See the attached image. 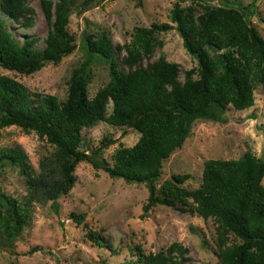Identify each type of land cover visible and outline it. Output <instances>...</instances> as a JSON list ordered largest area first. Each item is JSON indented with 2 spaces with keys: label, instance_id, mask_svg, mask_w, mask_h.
I'll return each mask as SVG.
<instances>
[{
  "label": "trees",
  "instance_id": "16d2710c",
  "mask_svg": "<svg viewBox=\"0 0 264 264\" xmlns=\"http://www.w3.org/2000/svg\"><path fill=\"white\" fill-rule=\"evenodd\" d=\"M95 1L40 0L48 23L41 48L34 46V37L16 39L0 14V67L27 74L47 63H58L77 46L76 36L68 28L72 11L87 9ZM183 1H175L171 22L136 26L123 43L114 42L107 30L96 38L87 36L89 53H99L109 62V79L92 98L87 94L85 75L90 57L72 69L64 99L30 91L0 73V129L14 124L51 145L40 155L37 168L20 145L0 147V164L17 166L27 189L17 198L0 187V246L11 245L27 223L34 202L51 200L57 210V199L75 183V165L84 160L111 177L145 183L148 194L142 215L156 204H165L203 218L213 217L222 264H264L263 158L250 150L237 158H208L197 186L184 184L188 173H173L157 186L164 159L183 144L194 121L224 120L227 108L251 106L254 89L264 83V35L251 20L255 2L227 5L193 0L203 7L197 11L194 3L181 5ZM0 11L29 24L34 9L28 0H0ZM173 27L197 61L185 70L183 79L180 65L163 55L143 61L156 45H162L157 33ZM99 120L139 132L133 144H119L112 164L97 157L101 145L93 153L80 148L82 128ZM73 215L82 219V214ZM89 233L102 242L97 231ZM229 235L233 241L229 242ZM141 263L196 264L188 247L179 241L145 254Z\"/></svg>",
  "mask_w": 264,
  "mask_h": 264
},
{
  "label": "rangeland",
  "instance_id": "374dc122",
  "mask_svg": "<svg viewBox=\"0 0 264 264\" xmlns=\"http://www.w3.org/2000/svg\"><path fill=\"white\" fill-rule=\"evenodd\" d=\"M55 1V0H53ZM176 0H96L87 9H74L68 23L69 31L76 36L77 46L58 63H47L31 73H19L0 67L23 83L30 91L48 92L64 99L72 69L86 57L87 94L92 98L109 79L108 59L99 53L90 54L87 36L99 37L109 31L114 42L130 39L131 31L139 25L170 20V11ZM199 1L185 0L181 5L194 3L197 11L203 7ZM204 4L225 2L243 5L255 2L256 11L251 20L264 35V0H202ZM34 12L29 24L6 17L1 11L6 28L22 41L34 37V46L41 48L48 30L40 0H28ZM162 45H156L144 62L159 55L180 65V77L185 70L196 66V59L182 44V38L173 27L157 33ZM121 60V54H116ZM195 76V75H194ZM254 102L244 109L229 107L224 120L198 119L191 125L183 144L176 148L162 164L157 186L173 173H188L184 184H199L203 163L208 158H237L245 150L264 159V83L256 86ZM111 103H108V109ZM0 147L20 145L30 163L37 168L40 155L51 148L45 138L35 132H25L11 124L0 129ZM80 148L93 153L102 146L99 159L113 163V153L122 143L133 144L139 132L129 126L109 124L104 120L83 127ZM108 139L107 143H103ZM76 180L70 191L57 199L58 207L48 200L34 202L29 218L11 245L0 246V264H142L141 257L155 252L173 241L189 249L196 264H222L216 242V221L196 213L177 210L165 204H156L143 214V203L148 189L143 182H133L122 177H111L103 168L88 161L75 165ZM264 184V178L262 179ZM0 187L6 193L22 198L26 193L23 175L12 164H0ZM73 214H82V219ZM89 230L97 231L101 243L90 237ZM229 242L234 240L229 235Z\"/></svg>",
  "mask_w": 264,
  "mask_h": 264
}]
</instances>
